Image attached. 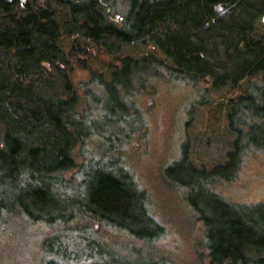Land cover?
<instances>
[{
    "label": "trees",
    "instance_id": "16d2710c",
    "mask_svg": "<svg viewBox=\"0 0 264 264\" xmlns=\"http://www.w3.org/2000/svg\"><path fill=\"white\" fill-rule=\"evenodd\" d=\"M262 18L264 0H129L121 26L107 21L98 0H0V229L25 221L70 231L74 244H60L65 229L52 234L57 244L45 248L47 259L38 261L44 264H95L99 249L87 241L84 253L75 236L98 235L95 225L116 243L120 255H114L124 264H176L158 253L163 225L116 151L113 164H103L85 144L109 124L125 122L127 111L140 97L153 96L159 81L192 87L205 81L212 90L238 93L225 118L236 136L232 152L205 171L188 163L185 147L161 176L189 191L183 200L201 226L207 264H264V203H231L215 190L235 179L247 153H264ZM61 40L71 42L69 57L81 52L80 44L118 56L126 46L149 42L171 66L150 55L120 60L107 81L90 71L83 102L70 77L74 66L86 64L69 62ZM100 103L104 113L98 115ZM67 194L81 197L65 202Z\"/></svg>",
    "mask_w": 264,
    "mask_h": 264
},
{
    "label": "rangeland",
    "instance_id": "374dc122",
    "mask_svg": "<svg viewBox=\"0 0 264 264\" xmlns=\"http://www.w3.org/2000/svg\"><path fill=\"white\" fill-rule=\"evenodd\" d=\"M98 1L103 12L107 14V21L121 26L128 13L129 0ZM257 31L259 35L264 36V18L259 20ZM59 45L69 62L75 64L78 60L87 65L85 68L74 66L70 77L72 87L77 90L83 102L85 101L83 87L90 81V71L100 74L107 81L110 80V74L119 68L120 60L124 58L140 60L150 55L166 66H171L170 61L149 42L126 46L118 56L107 55L92 45L80 44L78 49L81 52H74V57H69L67 54L71 50V42L61 40ZM50 82L56 86L55 81ZM237 94L227 89L212 90L205 81H198L197 86L193 87L180 82L159 81L153 96L140 97L134 105L135 108L127 111L126 115L129 117H126L125 122L119 125L109 124L85 144V150L90 154L96 152L95 156L103 164H113L116 160L113 153L116 151L123 169L133 174L132 180L150 201L153 217L163 225V235L155 243L158 253L164 254L176 264L207 262L199 247L202 239L201 226L192 218V211L183 200V197L189 196V191L183 187L176 189L174 185H167L161 176L162 170L178 162L185 147L188 163L198 169L210 171L226 162V156L232 152L236 138L226 129L225 118L229 109L227 104L229 100L235 99ZM113 109L114 111L120 109L119 104L114 102ZM102 113L104 109L100 103L98 115ZM132 116L136 118L133 119L131 127H128ZM124 133L128 138L122 137L121 134ZM114 134L118 141L112 138ZM78 149L76 148V152ZM76 161L78 165L80 158L77 157ZM81 180L85 182L83 178ZM215 190L221 198L231 203L247 205L264 203V153H247L242 158L235 179L216 184ZM69 196L71 197L68 198ZM80 197L67 194L64 200L65 202L68 199L80 200ZM64 229L50 228L43 222L32 226L25 221L1 228L0 264H44L38 261L40 258L47 259L45 248L48 246L53 248L57 244L54 240L51 241L52 234L57 235ZM91 230L98 235L74 233L83 250L90 244L87 241L94 243L93 245L99 249L97 255H92V258L95 257L92 259L94 263L124 264L119 256L114 255H120L115 251L116 243L106 239L103 226L95 225ZM69 232L65 229L60 234V244L65 245L69 242L74 244L67 237ZM127 248L120 247L124 253ZM141 249L142 255L147 254L146 247ZM50 254L53 256V251H50ZM144 258L148 259L145 255L136 257V260L143 261L141 259ZM84 262L81 260L79 264ZM70 263L72 262L69 260L66 262Z\"/></svg>",
    "mask_w": 264,
    "mask_h": 264
}]
</instances>
